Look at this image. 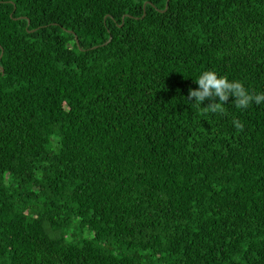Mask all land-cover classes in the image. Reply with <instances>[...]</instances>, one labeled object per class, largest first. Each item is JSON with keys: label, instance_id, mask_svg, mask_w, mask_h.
Segmentation results:
<instances>
[{"label": "trees", "instance_id": "trees-1", "mask_svg": "<svg viewBox=\"0 0 264 264\" xmlns=\"http://www.w3.org/2000/svg\"><path fill=\"white\" fill-rule=\"evenodd\" d=\"M206 70L264 92V0H0V264H264V103Z\"/></svg>", "mask_w": 264, "mask_h": 264}, {"label": "clouds", "instance_id": "clouds-1", "mask_svg": "<svg viewBox=\"0 0 264 264\" xmlns=\"http://www.w3.org/2000/svg\"><path fill=\"white\" fill-rule=\"evenodd\" d=\"M194 82L198 87L189 89L185 102H190L189 105L194 106L202 115H224L229 98H232L231 103L238 109H247L253 104L264 103V92L254 94L241 81L229 80L212 70L201 72ZM205 101L208 103L202 107ZM232 124L237 130H242L244 127L237 119H234Z\"/></svg>", "mask_w": 264, "mask_h": 264}, {"label": "water", "instance_id": "water-1", "mask_svg": "<svg viewBox=\"0 0 264 264\" xmlns=\"http://www.w3.org/2000/svg\"><path fill=\"white\" fill-rule=\"evenodd\" d=\"M166 7H167V3H166ZM76 38V37H75Z\"/></svg>", "mask_w": 264, "mask_h": 264}]
</instances>
